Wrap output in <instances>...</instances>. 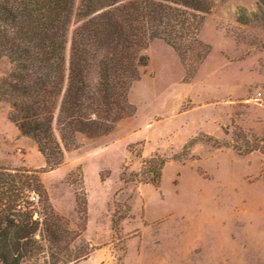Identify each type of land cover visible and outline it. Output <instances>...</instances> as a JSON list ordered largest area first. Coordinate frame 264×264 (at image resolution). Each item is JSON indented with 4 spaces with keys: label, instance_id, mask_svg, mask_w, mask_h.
Instances as JSON below:
<instances>
[{
    "label": "rangeland",
    "instance_id": "374dc122",
    "mask_svg": "<svg viewBox=\"0 0 264 264\" xmlns=\"http://www.w3.org/2000/svg\"><path fill=\"white\" fill-rule=\"evenodd\" d=\"M210 1L207 57L151 42L135 113L78 137L56 171L0 102V168L41 178L75 264H264V0Z\"/></svg>",
    "mask_w": 264,
    "mask_h": 264
},
{
    "label": "trees",
    "instance_id": "16d2710c",
    "mask_svg": "<svg viewBox=\"0 0 264 264\" xmlns=\"http://www.w3.org/2000/svg\"><path fill=\"white\" fill-rule=\"evenodd\" d=\"M211 7L210 0H0V60L11 64L0 102L10 104V122L37 143L47 168L58 169L78 137L109 135L135 113L129 95L151 42L165 41L186 63L197 50L199 61L207 57L199 35ZM6 189L14 195L0 194V264L81 259L69 254L68 224L36 173L0 168V193Z\"/></svg>",
    "mask_w": 264,
    "mask_h": 264
},
{
    "label": "crops",
    "instance_id": "0c3cea01",
    "mask_svg": "<svg viewBox=\"0 0 264 264\" xmlns=\"http://www.w3.org/2000/svg\"><path fill=\"white\" fill-rule=\"evenodd\" d=\"M9 121H10V120H9ZM11 123H12V122H11ZM12 124H13V123H12ZM13 125H14V124H13ZM17 129H18V128H17ZM18 130H19V129H18ZM19 133H20V131H19ZM20 136H22L21 133H20ZM22 137H23V136H22ZM14 138H17V137L15 136ZM23 138H26V137H23ZM26 139H29V138H26ZM72 168H73V167H70L68 172H70V171L72 170ZM58 169H59V168H58ZM54 171H56V170H54ZM52 172H53V171H52Z\"/></svg>",
    "mask_w": 264,
    "mask_h": 264
},
{
    "label": "built area",
    "instance_id": "2783aa9c",
    "mask_svg": "<svg viewBox=\"0 0 264 264\" xmlns=\"http://www.w3.org/2000/svg\"><path fill=\"white\" fill-rule=\"evenodd\" d=\"M35 200H36V198L34 197V198H33V201H35Z\"/></svg>",
    "mask_w": 264,
    "mask_h": 264
},
{
    "label": "water",
    "instance_id": "95a60500",
    "mask_svg": "<svg viewBox=\"0 0 264 264\" xmlns=\"http://www.w3.org/2000/svg\"><path fill=\"white\" fill-rule=\"evenodd\" d=\"M134 156L133 155H131V158H133Z\"/></svg>",
    "mask_w": 264,
    "mask_h": 264
}]
</instances>
